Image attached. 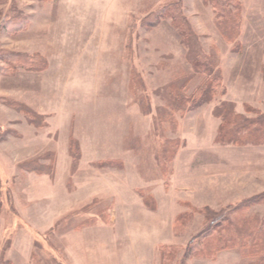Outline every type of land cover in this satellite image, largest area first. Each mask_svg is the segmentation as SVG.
Wrapping results in <instances>:
<instances>
[{
  "label": "rangeland",
  "instance_id": "1",
  "mask_svg": "<svg viewBox=\"0 0 264 264\" xmlns=\"http://www.w3.org/2000/svg\"><path fill=\"white\" fill-rule=\"evenodd\" d=\"M218 2L0 0V264H252L184 257L264 217V141L218 143L214 111L264 118V0Z\"/></svg>",
  "mask_w": 264,
  "mask_h": 264
},
{
  "label": "trees",
  "instance_id": "2",
  "mask_svg": "<svg viewBox=\"0 0 264 264\" xmlns=\"http://www.w3.org/2000/svg\"><path fill=\"white\" fill-rule=\"evenodd\" d=\"M211 1L212 3H216V6L220 5L218 2L219 0ZM223 1L227 4L229 0ZM20 59L25 61L27 60V57L22 55ZM205 73L211 77V80L208 82L205 77L195 93L200 96L201 100L208 103L217 94L216 89L218 87V82L216 79H214L215 77L212 75L213 72L211 69L207 68ZM174 87L177 88L178 85L175 84ZM177 90L180 91V88ZM214 111L215 115L221 119V125L218 128L216 136V141L218 143L227 145H242L246 143L259 144L264 141V132L259 131V127L264 128L263 117L247 118L238 124V122L235 120H238L239 116L235 115L225 104L218 108L216 107ZM166 148H168V146H166ZM163 153L164 148L161 150L160 158L163 157ZM106 163L110 164L111 162L108 161ZM39 169L40 166L38 170ZM259 200H263L262 196L249 200L247 204H243V207H247L248 204L250 205ZM239 208L237 207V210ZM92 219L85 221L84 224H93L95 220ZM226 223L228 224L226 225ZM208 229L210 230V234L206 233ZM208 229L200 236L195 237L189 243L184 253L185 258L201 256L212 259L221 250L240 248L251 260L252 264L264 263V217L259 219L253 216H241L240 218L236 217L232 221L222 217L221 220L219 219L217 222H213ZM195 246L203 247L194 249ZM175 251H177V248L174 245H165L163 248H161L159 255L160 264H181L179 259H172L176 253Z\"/></svg>",
  "mask_w": 264,
  "mask_h": 264
}]
</instances>
